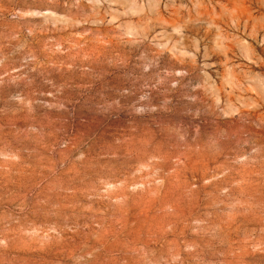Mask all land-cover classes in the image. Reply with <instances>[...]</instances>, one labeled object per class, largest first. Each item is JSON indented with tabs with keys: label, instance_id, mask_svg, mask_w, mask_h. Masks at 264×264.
Here are the masks:
<instances>
[{
	"label": "rangeland",
	"instance_id": "obj_1",
	"mask_svg": "<svg viewBox=\"0 0 264 264\" xmlns=\"http://www.w3.org/2000/svg\"><path fill=\"white\" fill-rule=\"evenodd\" d=\"M0 264H264V0H0Z\"/></svg>",
	"mask_w": 264,
	"mask_h": 264
}]
</instances>
